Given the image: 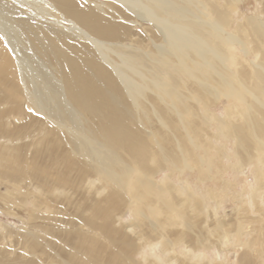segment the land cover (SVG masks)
Here are the masks:
<instances>
[{
	"label": "bare ground",
	"instance_id": "1",
	"mask_svg": "<svg viewBox=\"0 0 264 264\" xmlns=\"http://www.w3.org/2000/svg\"><path fill=\"white\" fill-rule=\"evenodd\" d=\"M245 1L0 0V264H264Z\"/></svg>",
	"mask_w": 264,
	"mask_h": 264
},
{
	"label": "rangeland",
	"instance_id": "2",
	"mask_svg": "<svg viewBox=\"0 0 264 264\" xmlns=\"http://www.w3.org/2000/svg\"><path fill=\"white\" fill-rule=\"evenodd\" d=\"M247 2V3H246ZM247 4V5H246ZM253 5H254V0H246L245 1V8H250L251 7V9L253 8ZM244 8V9H245ZM223 104H225V102H223L222 104H219L218 105V107H216L217 109H215V111L217 112V113H220L221 112V109H222V106H223ZM247 171H245V174L248 176V178L249 179H251L252 178V167L251 168H248V169H246ZM193 172H191L190 174H188L187 175V177H189V179L191 180V181H194V179H195V176H196V174H194ZM250 175V176H249ZM160 176H158V178H159ZM228 177V176H227ZM194 178V179H193ZM203 187L204 186H201L200 185V190L201 189H203ZM0 193L1 192H3V190H4V188H3V185H0ZM2 204H3V202L1 201V199H0V223H3V224H5L7 227L9 226V228L10 227H12V229H20L21 227H22V225H23V221L22 222H20V218L17 216H12L11 214H8V213H6V210H5V206L3 205L2 206ZM230 207V204L228 203L227 205H226V208H229ZM222 212V211H221ZM19 214L20 215H24V214H21V212H19ZM17 219H16V218ZM18 220V221H17ZM18 226V227H17Z\"/></svg>",
	"mask_w": 264,
	"mask_h": 264
},
{
	"label": "snow or ice",
	"instance_id": "3",
	"mask_svg": "<svg viewBox=\"0 0 264 264\" xmlns=\"http://www.w3.org/2000/svg\"><path fill=\"white\" fill-rule=\"evenodd\" d=\"M3 39H4V37L3 36H0V40H3ZM6 47H7V45H6ZM23 107L26 108L27 113H29V114H31V113H33L35 111L32 106L23 105ZM36 114L39 115L38 112ZM25 254H27V253H25Z\"/></svg>",
	"mask_w": 264,
	"mask_h": 264
}]
</instances>
